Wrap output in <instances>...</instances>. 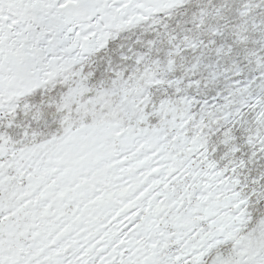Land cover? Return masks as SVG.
<instances>
[{"label": "snow or ice", "instance_id": "1", "mask_svg": "<svg viewBox=\"0 0 264 264\" xmlns=\"http://www.w3.org/2000/svg\"><path fill=\"white\" fill-rule=\"evenodd\" d=\"M0 264H264V0H0Z\"/></svg>", "mask_w": 264, "mask_h": 264}]
</instances>
